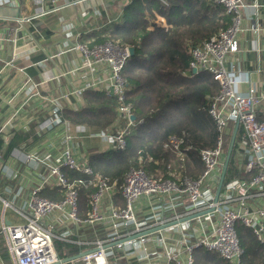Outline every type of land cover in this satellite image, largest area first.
<instances>
[{
    "label": "built area",
    "instance_id": "1",
    "mask_svg": "<svg viewBox=\"0 0 264 264\" xmlns=\"http://www.w3.org/2000/svg\"><path fill=\"white\" fill-rule=\"evenodd\" d=\"M157 1L167 5V0ZM212 1L225 9L230 23L213 40L191 49V71L211 74L221 88L220 93L210 99L209 114L216 126L217 144L212 149L200 151L204 164L202 175L198 179L180 175L178 181H173L155 178L143 169L133 168L123 181L103 178L94 173L89 162L77 159L70 145L80 136L72 135L68 128L65 142L54 154L17 155V161L36 171L41 181L30 190L25 213L18 211L24 221L15 225H7L5 220L1 223L0 235L5 238L13 264H61L64 258L57 251L58 241L85 247L79 253L87 254L74 264H120L121 261L129 264L132 260L138 264H197L195 253L201 249L219 255L228 264H243L244 250L237 232L239 226L251 230L257 241L264 245V83L254 87L244 74H236L226 67L230 56L239 52L240 35L245 31L243 10L249 6L244 0ZM259 1L255 0L252 6L257 19L250 29L257 37V49L263 30L258 19ZM12 2L0 0V6ZM156 24L167 25L165 20ZM81 37L80 34H66L68 40H75L70 50L80 53L86 69L107 65L110 76L105 93L117 99L118 107L117 119L110 131L89 135L84 126L76 125L78 132L82 137L105 139L114 149L123 151L126 134L135 125L134 105L127 101L129 86L123 76L131 59L130 47L109 40L94 43L95 36L81 42ZM5 40L15 43L16 37ZM17 57L13 56L6 66L14 67ZM17 68L24 73L23 69ZM25 75L34 95L47 99L40 92L42 83ZM244 83L250 85L245 93L241 90ZM85 91L74 94L83 98ZM64 113V109L55 105L49 118L39 122L40 129L52 131L65 123L69 127ZM237 124L239 132L232 160L238 175L224 183L219 200L215 202L222 167ZM164 148L181 157L184 151L191 149L185 148L184 138L177 136L170 137ZM69 173L86 178H73ZM81 187L93 189L89 196L91 210L86 218L79 216ZM46 188L55 190L58 200L45 197L43 191ZM144 199L158 204L152 208L151 216L142 218ZM9 206L11 204L4 201V207ZM211 209L214 211L207 212ZM202 212L207 213L164 231L142 236L154 228ZM167 214H171V218H165ZM170 229L171 234L163 235ZM86 230L95 232L92 241L72 240L73 236ZM153 237L155 241H152ZM148 244H155V250L151 251Z\"/></svg>",
    "mask_w": 264,
    "mask_h": 264
},
{
    "label": "trees",
    "instance_id": "2",
    "mask_svg": "<svg viewBox=\"0 0 264 264\" xmlns=\"http://www.w3.org/2000/svg\"><path fill=\"white\" fill-rule=\"evenodd\" d=\"M157 16L166 21V27L156 24ZM229 23L225 9L212 0H167V5L145 0L135 1L118 22L101 31L94 43L109 40L135 49L123 71L129 86L127 101L134 105L135 125L126 134L125 150L113 148L91 156L89 164L95 174L120 181L133 168L173 181H178L180 175L192 179L202 175L204 164L200 151L217 144L216 126L209 114L210 99L218 95L221 88L211 74H193L191 49L213 40ZM83 98V109L65 112L70 124L99 131L113 126L118 107L115 97L89 90L84 92ZM172 136L183 137L185 148H191L184 151L183 157L164 148ZM15 139H11L9 151ZM68 175L86 178L79 174ZM237 175L232 160L225 182ZM79 191V216L86 218L91 210L89 196L93 189L81 187ZM55 193V190H47L43 195L58 200ZM117 201L120 203L121 198ZM237 232L244 250L243 264H264V245L243 226H239ZM56 246L61 258L76 255L85 248L59 241ZM195 258L197 264H228L219 255L204 249L198 250Z\"/></svg>",
    "mask_w": 264,
    "mask_h": 264
},
{
    "label": "crops",
    "instance_id": "3",
    "mask_svg": "<svg viewBox=\"0 0 264 264\" xmlns=\"http://www.w3.org/2000/svg\"><path fill=\"white\" fill-rule=\"evenodd\" d=\"M133 3L134 0H102L101 5L98 0H13L12 4L0 6L5 8V13L0 15V226L3 220L7 225L24 221L18 211L25 213L30 190L41 181L36 171L17 161L18 154H54L59 145L65 142L68 128L72 135L80 136L70 145L79 161L90 162L94 153L113 150L105 139L82 137L74 124L67 127L65 123L46 131L40 129L39 122L49 118L55 105L65 112L83 109L85 102L74 94L77 91L107 92L106 83L110 76L107 65L93 70L84 68L80 53L70 50L75 40H68L66 34H80L81 42L95 36L96 41L101 31L118 22ZM244 3L249 6L243 10L245 31L240 35L239 52L230 56L226 67L236 74H244L254 87H259L264 83V0L259 1L258 19L263 30L258 49L255 48L257 37L250 31L257 19L252 8L255 0H244ZM117 4L120 7L115 8ZM158 18V22H164L163 18ZM10 37H16V42L5 40ZM13 56H18L14 67L6 66ZM17 67L23 69L24 73ZM25 73L36 83H42L40 92L47 99L34 95L27 85ZM249 87L248 83L242 84V92H247ZM30 94L32 97H29ZM4 126L7 127L2 129ZM84 128L89 135L103 131L87 126ZM13 138H16L15 143L9 151ZM47 190L54 191L46 188L43 193ZM4 201L11 206L5 208ZM157 204L154 200H142V218L151 216L149 214ZM156 212L159 213L157 208ZM171 216L167 214L165 218ZM94 233L86 230L72 238L92 241ZM163 233L168 236L172 229ZM155 239L153 237L152 241ZM0 245L4 247L2 250L0 247V264H13L2 235ZM154 245L148 244L147 247L153 251ZM124 262L120 264H126ZM68 264H74V261ZM129 264L138 263L132 260Z\"/></svg>",
    "mask_w": 264,
    "mask_h": 264
},
{
    "label": "water",
    "instance_id": "4",
    "mask_svg": "<svg viewBox=\"0 0 264 264\" xmlns=\"http://www.w3.org/2000/svg\"><path fill=\"white\" fill-rule=\"evenodd\" d=\"M130 53H131V57H133L134 54H135V49L134 48H130ZM193 73H194V75H197L198 72L196 70H194ZM238 132H239V124H237L235 126L234 133L232 135V138H231L229 146H228V150H227V153H226L224 165L222 167L220 181H219V184H218V187H217V191H216L215 202H218L220 194H221L223 186H224V183L226 181V176H227L228 170H229L230 165H231V161H232V157H233V153H234V149H235V142H236V139H237ZM212 211H214V209H211V210H209L207 212H212ZM207 212H202V213L187 217L185 219H181L179 221H174V222H171V223H167V224H165L163 226L154 228V229H152V230H150L148 232L143 233L142 236L148 235V234H151V233L164 231V230H166L168 228L177 226L178 224L183 223L185 221H189V220H192V219L197 218L199 216H202V215H204ZM91 252H93V251L91 250ZM85 254H87V253H79L78 255H75L73 257H69V258L63 259L61 261V264L71 263V262H73V261H75L77 259H80Z\"/></svg>",
    "mask_w": 264,
    "mask_h": 264
},
{
    "label": "rangeland",
    "instance_id": "5",
    "mask_svg": "<svg viewBox=\"0 0 264 264\" xmlns=\"http://www.w3.org/2000/svg\"><path fill=\"white\" fill-rule=\"evenodd\" d=\"M98 2H99L100 5H101L102 0H98ZM114 7H115V8H118V7H120V4H117V5H115ZM4 13H5V8H4V7H0V15H1V14H4ZM262 106L264 107L263 104H262Z\"/></svg>",
    "mask_w": 264,
    "mask_h": 264
}]
</instances>
